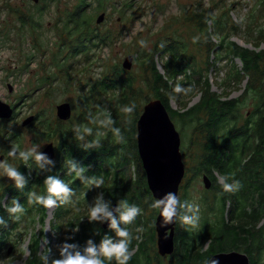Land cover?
Returning a JSON list of instances; mask_svg holds the SVG:
<instances>
[{
    "label": "rangeland",
    "instance_id": "obj_1",
    "mask_svg": "<svg viewBox=\"0 0 264 264\" xmlns=\"http://www.w3.org/2000/svg\"><path fill=\"white\" fill-rule=\"evenodd\" d=\"M80 1L0 0V97H5L17 108L15 118L0 122V154H4L2 157L3 160L5 156L4 162L16 167L18 171L23 161L9 157L8 151L12 147L22 151L30 149L35 144L39 146L41 152L49 143H53L55 147L64 128L77 124L80 120L84 104H87L89 113L96 110L100 102L105 106L110 97L120 96L122 89L120 85L106 84L111 83L109 78H114L115 82H118V78L111 74L113 67L121 71L122 77L132 78L133 89L139 93L136 103L140 110L146 102L156 99L149 86L152 76L147 60L152 56L157 69L164 73L162 61L167 56L165 53L167 48L155 55L154 51L156 44L166 45L172 39L186 44L188 52L195 56L192 59L204 69L203 72L211 83V91L219 94L221 99H238L236 115L239 116L240 121L247 115H258L257 112L252 113L255 108L260 111L263 109L262 92L247 89V77L239 79L234 76L230 61L225 57L215 63V66L205 70V61H214V58L211 60L212 55L208 57L210 53L203 46L209 44L206 36L203 35L205 41L193 43V37H201V35L195 30L194 22L191 21L195 14L205 11L212 16V20L217 19L220 22L221 34L211 20L207 23L208 31L211 33L210 38L214 43L218 42V36H224L244 47L264 49V37L258 39L257 34L258 28L261 29L264 25V18L256 13V19L249 22L251 16H255L251 12H257L258 0H103L102 8L98 6L97 0H83L86 6L82 14L84 17H90L89 26L93 29L92 36H95V32L105 31H109V35L102 43L98 42L97 38H92L87 41L85 50L72 53L70 45L77 35L72 32V22L68 17ZM100 13H104L103 19L100 23H96V17ZM235 22L238 25H234ZM253 37L256 39H252ZM140 40H144L147 46L142 47L138 43ZM127 55H132L131 67L123 69L121 63ZM234 62L241 67L238 58L232 63ZM182 75L172 80L173 88L176 84H180V81H188ZM6 81L12 85V92L8 91ZM181 86L185 88L192 86L193 90L188 95L174 93L169 95L170 106L177 111L185 110L197 103L200 98L198 84ZM65 101L70 104L71 115L69 119L61 120L56 116V105ZM203 112L206 111H201L200 114H204ZM198 114L183 118L186 121L184 124L179 118L171 119L180 134L182 160L188 168L184 182L182 181V187L187 185L185 200L199 205L198 227L205 222L208 223L210 232H216L222 229L225 219L229 225L233 224L228 204L231 203V209L237 207V211L241 210L245 204L241 190L247 183L236 178L241 181L243 187L238 192L226 193L224 196L222 192L217 191L215 194V190L207 191L201 173L192 176L189 169L193 164L190 156L191 141L198 120L195 118L189 120V118ZM32 115L36 116L35 121L32 120L35 123L22 125V121ZM84 122L86 123L85 120ZM228 122L234 123V120H227L226 123ZM85 123L81 125L85 127ZM226 123L220 130L219 136L230 127ZM58 125L60 127L55 129ZM91 125L89 123L87 126ZM193 151H196L195 144ZM143 171L141 165L136 170L137 176L142 175ZM252 171L255 173L254 169ZM215 175L217 179L220 176L218 173ZM33 178L35 179L36 176ZM14 186V181L4 176L0 170L1 204L5 207L11 206V201L15 198L19 199L25 210L20 219L8 228L5 245L0 248V264H24L31 250L32 235L39 239L40 255L50 249L51 258H60L59 245L67 242L66 237L71 231L68 222L76 216H80L82 221H87L88 207L100 194L92 190L91 197L83 200L81 196L86 193L87 188L80 187L77 194L70 197L68 203L59 207L58 210L61 211L59 218L54 217L56 207L45 208V220L40 222L38 218L41 212L37 204H29L27 197L22 202V195L9 197V193L2 192L7 187ZM105 186L106 183L103 187ZM29 192L40 193V187L35 184V180L30 183L27 195ZM224 197L227 202V213L226 210L223 211ZM151 213L149 208L144 212L152 225L155 216L152 218ZM57 223L59 227L54 228V224ZM103 223L94 222L93 225L100 229ZM262 226L264 227V220ZM109 232L106 235L114 238V231L110 229ZM130 232L132 234L134 230ZM140 235L138 240L132 242L134 246L132 249L139 250L138 255H134L137 263L147 254L151 256L147 241L145 244L140 243L142 239L147 240L146 232L141 231ZM9 247L11 250L8 252ZM259 258L258 264H264V249Z\"/></svg>",
    "mask_w": 264,
    "mask_h": 264
},
{
    "label": "trees",
    "instance_id": "obj_2",
    "mask_svg": "<svg viewBox=\"0 0 264 264\" xmlns=\"http://www.w3.org/2000/svg\"><path fill=\"white\" fill-rule=\"evenodd\" d=\"M258 1L257 12H251L253 15L255 14V16H251L249 22L256 19V13L264 18V0ZM102 2L103 0H97V4L98 6H101V8L103 6ZM85 6L86 3L81 0L74 7V10L68 17V19L72 22V32L77 35L74 41L71 42L73 44L70 45L72 46V53H79L85 50L87 41L92 38H97V41L102 43L109 35V31H105L102 33L95 32V36H92L93 29L89 26L90 17H84L82 14ZM206 18L207 20L212 21L214 26L218 29V33L221 34L219 20H212V16L209 13L205 11L198 12L191 18V21L194 22V26L196 27L195 30L199 31L201 35L199 43L205 41V39H203V35L206 36L209 44H203V46L206 48V51L210 53L208 57L210 58V55H212L211 60L214 58V61H205V70L215 66V63H217L222 57H225L226 60L230 61V65L233 69V75L239 79L247 77L246 88L262 92V99H264V49L255 50L244 47L224 36H218V42L214 43L210 38L211 33L208 31L207 23H205ZM234 25H238V23L235 22ZM257 34L258 39H262V37H264V25L261 26V29L258 28ZM252 39L255 40L256 37H253ZM164 48L167 49L165 50ZM164 50L167 54V56H165V60L162 61L164 73H161L157 69L154 61H152V56H150L147 60V65L151 69L152 76V82L149 83V86L153 91V97L159 98L162 101L168 110L170 117L179 118L182 121V124L186 122L183 118L199 113L198 115H194L189 118V120L194 118L198 120V123L195 126L193 140L191 141L190 156L193 164L189 167V169L192 176L205 172L216 183L214 193L217 194V191L222 192L225 196L226 192H223L221 185L218 183L217 176L215 175L216 173L220 176H229V183L232 182L231 178H239L242 182L245 181V183H248L251 178H255L256 176V173H254L252 169H254V171L258 167H261L262 169L263 183L261 200L263 201V206L261 211L254 207L250 212L247 209V205H251V207L253 206L252 202H254L256 198V189L251 190L250 188H247L244 196L247 203L246 205H243L238 214V216L243 219L241 229H237V227H232V229L227 228L229 223L227 222V219H225V224L228 225L224 224L222 229L216 232H210L206 235L207 237H211L213 242L216 241L214 248H211L213 249L212 251H217L218 248L222 246V244L218 243L219 239L223 240V238H226L231 241H235L239 238L236 236L237 234L243 236L247 240L246 247H242L243 251L249 256L250 264H258L260 253L264 249V246H253L249 242L264 243V231L255 230L257 222L261 217L264 218V107L261 111L256 108L252 111V113L257 112L260 117L256 118L254 122L255 125L253 126V135H251L250 131H248L246 121L245 125L239 126L236 123V126H231L228 129H225L219 136V132L224 127L226 121L235 120L237 118L236 104L238 103V99H221L219 94L211 91V83L209 82L208 77L204 74V69L195 63L192 59L195 56L188 52L186 44L182 41L172 39L170 42L166 43V45L156 44L154 55L162 53ZM236 58L240 60L241 67H238L235 62L232 63ZM115 68L116 67L112 68L113 73L111 74H114L115 77L118 78V82H115L114 78H109L108 80L111 83L106 84L110 86L115 84L120 85L122 87L120 96L110 97L105 106L104 103L100 102L97 104L96 110L89 113H92L95 116L99 115L102 111L105 113L110 112L111 118L115 121L114 126L121 129L126 142L123 144H117L115 137L112 135L110 130L107 129L105 131V129L99 128L98 125L92 124L89 127L93 128L94 135L87 137V139H100L102 147L99 149H82L79 142L74 139L73 129L75 127H83L81 124L85 123L84 120L86 121L85 127H88L87 125H89V121L87 119V114H89L88 106L87 104H84L86 110L84 106H82L83 110L80 113L81 118L77 121V124L65 127L60 135L59 129L56 131L57 137L58 135L59 137L55 146L56 155L52 158L55 161V166L51 169V171H43L39 169L35 161L30 159L27 165H24L25 163L23 162L19 167V172L27 179V184L24 189L21 191L14 186L13 188L7 187L2 192H4V194L9 193V197L12 195H22L21 200L24 202L28 196L27 192L30 183L35 180V184H38L40 187L39 194L47 195L46 186L43 181L47 176L53 175L67 183L73 189L74 194H77L80 187L86 186L87 191L81 196L83 200L91 197L90 192L92 190L98 193H103L104 199L106 201L110 200L111 204H117L119 199H126L130 204H135L142 210L141 214L136 217L132 224L126 226L122 225V227H127L129 231L134 230L132 233L133 242V240H138V238L141 237V231L147 232L146 229L148 227L154 226V224L151 225V222H148L149 217L144 214L146 209L149 208L152 211V218L156 216L158 211L150 207L154 198L147 187L144 171L142 175L140 174L137 176L136 174V170L141 166V160L138 155L136 144V121L142 111V108L140 110L139 105L136 103L139 93L133 89L132 78L129 79L122 77L121 71ZM181 74H183L182 76L188 81H180V85L198 84V86H200V98L197 103L187 107L185 110L177 111L171 108L169 95H173V85L171 84L172 80ZM192 77L195 78L193 79ZM131 102L136 104V109L133 114L126 115L119 111L121 106L127 105ZM201 111L206 112H203L204 114H200ZM226 125H228V123H226ZM58 127L60 126L58 125L55 129ZM97 130L101 133L98 137L95 136V132ZM252 137H257L261 140L262 147L260 146V148H258L259 143H251V141H247ZM193 144L196 145L195 152L193 151ZM246 156H249V158L247 161H244ZM70 159L75 160L87 169L84 173L85 176L103 177L106 186L103 187V184L101 188H96L78 179L74 173L71 175L67 174L66 162ZM187 171L188 168L186 167V172ZM33 176H36V178L34 179ZM190 178L191 176L186 181V184H188ZM246 179H248V181H246ZM186 187L187 185L183 187V190L180 193L181 201L185 200ZM243 189L241 190L242 193ZM1 199L2 194L0 195V217H3L6 224L0 225V248L5 245L6 235L9 231L8 228L16 222V220H13L12 217H10L6 207L1 204ZM223 199L225 201L223 211H227L228 209H225L226 197ZM62 204L64 203H60L59 201L57 202V206L54 211L55 219L59 218L61 215V211L58 209ZM37 206L38 210L41 212L38 220L40 222H44L46 217L45 207L39 204H37ZM235 208L230 210L231 215L235 212ZM254 215H258V217H254ZM252 219L254 220L253 224H251ZM82 220L83 219L80 216H76L68 222L71 231L66 237L67 243L77 244L81 250L86 246V241L88 239H93V241L98 244L107 233L103 234L102 228L97 229L94 227V222L89 223L88 220ZM177 224L178 226H181L179 221ZM53 227L58 228V223L54 224ZM262 228L264 229L263 226ZM74 229H78V231H73ZM108 231H110V228H108ZM96 233L99 234L97 235ZM69 237L72 238L68 239ZM30 239L32 240L30 244L31 250L24 264H42L41 255L38 249L39 239L35 235H32ZM145 241H148V239ZM132 242L130 249L134 247ZM142 251H144V249ZM134 255H138V253L135 252ZM134 255L129 261V264H141V262H136ZM202 262L203 259H200L199 264H202ZM105 264H109V262L105 261ZM111 264H115V261H112Z\"/></svg>",
    "mask_w": 264,
    "mask_h": 264
},
{
    "label": "clouds",
    "instance_id": "obj_3",
    "mask_svg": "<svg viewBox=\"0 0 264 264\" xmlns=\"http://www.w3.org/2000/svg\"><path fill=\"white\" fill-rule=\"evenodd\" d=\"M205 23H210L209 20H205ZM200 40L199 36L193 37V43H197ZM142 47H146V42L140 40L138 42ZM192 86L187 88L176 84L173 88V93L177 95H188L192 92ZM175 99V96L173 97ZM136 104L131 102L127 105H123L119 108V111L126 115H131L135 112ZM90 124L98 125L99 128L108 129L115 137L117 144L125 143V137L119 127H115V121L111 118L110 112H101L99 115L88 114L87 117ZM74 139L79 142V145L84 150L99 149L102 147L100 139L93 138L88 140L87 137L93 136L94 131L92 127H75L73 129ZM99 130L95 132V136H100ZM9 157L18 158L27 165L30 159H33L39 169L43 171H51L55 166V161L46 153L39 150L38 145H33L30 149L18 150L16 147H12L8 151ZM67 174H75V176L83 182L96 187L101 188L104 184L103 177H87L84 173L87 169L81 166L78 162L70 159L66 162ZM0 170L3 175L8 179L14 181L15 187L19 190H23L27 184V179L22 175L18 169L11 164L0 161ZM229 176H219L218 183L221 185L223 192L235 193L241 190L243 187L241 181L232 179L229 183ZM46 186L47 195H40L35 192H29L27 200L29 204H39L45 208H54L57 206V202L68 203L70 197L74 195L73 189L65 183L63 180L56 176L49 175L44 181ZM150 207L157 210L162 217L163 224H172L177 220L182 226L188 229H196L200 222V209L199 205L189 202L187 200L181 201L179 196L173 192H167L162 197L155 198ZM7 212L13 220L18 221L24 213V207L17 199L11 201V206L6 207ZM142 212L141 208L135 204H130L126 199H119L115 208L112 207L111 201H106L103 197V193L97 195L93 204L88 207V221L108 222V227L114 231L115 237H109L105 235L97 244L93 239L86 241V246L81 250L77 244L63 243L59 245L60 258L54 259L50 257V249L46 254L41 255L42 264H105L108 261L111 264L115 261V264H129L132 259L135 250L130 249V245L133 239L131 232L127 227L122 225L132 224L136 217ZM6 221L3 217H0V225H5ZM73 231H78L74 229ZM97 235L99 233H96ZM69 237L68 239H71ZM202 264H218V261L211 258H205Z\"/></svg>",
    "mask_w": 264,
    "mask_h": 264
},
{
    "label": "water",
    "instance_id": "obj_4",
    "mask_svg": "<svg viewBox=\"0 0 264 264\" xmlns=\"http://www.w3.org/2000/svg\"><path fill=\"white\" fill-rule=\"evenodd\" d=\"M36 1V0H34ZM104 13L96 17V23H100ZM132 55L124 57L121 66L130 69ZM12 108L0 102V117L10 118ZM71 115V107L68 102L56 105V116L61 120H67ZM34 116L27 117L22 125L30 124ZM180 134L169 115L168 110L159 98L146 102L136 121V144L141 165L145 173V180L153 198L162 197L167 192L178 195L180 182L185 174V164L180 151ZM49 158L55 155L53 143H49L42 150ZM205 188H209L211 181L205 174L202 175ZM116 203L112 204L115 208ZM172 224H163L160 213L155 216L154 226L157 235V250L161 255L169 254L173 250V228ZM108 222L102 226L105 228ZM11 247L7 249L9 252ZM218 261V264H250V258L246 253L238 251L217 252L210 256Z\"/></svg>",
    "mask_w": 264,
    "mask_h": 264
},
{
    "label": "flooded vegetation",
    "instance_id": "obj_5",
    "mask_svg": "<svg viewBox=\"0 0 264 264\" xmlns=\"http://www.w3.org/2000/svg\"><path fill=\"white\" fill-rule=\"evenodd\" d=\"M8 76H10V74H8ZM5 84H6L8 91L12 92V90H13L12 85L8 81H6ZM0 102L8 104L12 108L11 117L10 118L0 117V122L5 121V120H12V118H15L17 115L16 105L13 104L12 102H9L5 97H0ZM256 118H260V117L258 115L251 114V115H247L244 117V119H246V120L242 119L240 121V118L238 116L234 120V123L228 122V124L230 127L236 126V123L239 126H241V125H245V122L247 121L248 131H250V134L253 135L254 134L253 126L255 125L254 122H255ZM35 119H36V116H34L33 120L35 121ZM34 121H32L31 124H34L35 123ZM247 141H251V143H259L258 148H260V146L262 147L261 140H259L257 137H255V138L252 137V138L248 139ZM54 151H55V147H54ZM3 155L4 154H0V161L2 160ZM248 158H249V156H246L244 158V161H247ZM4 159H5V156H4L2 161H4ZM255 173H256L255 178H251L250 182L248 181V179H246V181H248V183L243 189L244 196H245V192L247 191V188H250L251 190L256 189L255 190V194H256L255 197L256 198H255V201L252 202L253 206L251 207V205H247V209L249 210V212L252 211L253 207L257 208L261 211L262 206H263V201L261 200V197H262L261 191H262V183H263L261 167L256 168ZM203 174L207 175L205 172H202L201 176ZM184 176H186V166H185ZM184 176L180 182L179 189H178L179 198H180L182 183L184 182ZM208 177L211 181V185L209 188H207L208 189L207 191L212 192L216 186V183L213 181V179L210 176H208ZM244 202L246 205L247 202L245 201V197H244ZM230 204L231 203L228 204V207L230 210H233L230 208ZM225 209H228L227 208V202H226ZM240 211H237L235 208V212L232 214L233 225H235V226L229 225V226H227V228L232 229V227H237V229H241V224L243 222L242 221L243 219L238 216ZM226 213H227V211H226ZM254 217H258V215H254ZM263 220H264V218L261 217L260 220L255 225V230L264 231V229L262 228V221ZM253 221L254 220L252 219L251 224H253ZM177 223H178V220L176 221V224L174 225V228H173V241H174L173 242V250L171 253L164 254V255L159 254L158 250H157V244H156L157 235H156L155 226L148 227L146 229L147 230L146 238L148 239V241L146 242V241L142 240L141 244H145V242H146V244H149L151 256H149V254H147V256H145V258L142 261H140L141 264H145V263L146 264H199L200 259L204 260L205 258H210L211 255H213L217 252L238 251L241 253H245L243 251L242 247H246L247 240L243 236H240L237 234L236 236H238L239 238L235 241H231L230 239H226V238H223V240L219 239L218 243L222 244V246H220L217 251H212L213 249H211V248H214L216 241L213 242L211 237L206 236L207 234L210 233L208 223L204 222V224L201 225V227H197L196 229H188L182 225L178 226ZM101 228L103 230L102 231L103 234H105L106 232L110 233L108 231V225L105 228L103 226H101ZM240 239H244V240H240ZM249 243L253 246H256V245H259L260 247L264 246L263 242L262 243L249 242ZM138 251L139 250L136 248L135 252L138 253ZM148 260H150V262Z\"/></svg>",
    "mask_w": 264,
    "mask_h": 264
}]
</instances>
